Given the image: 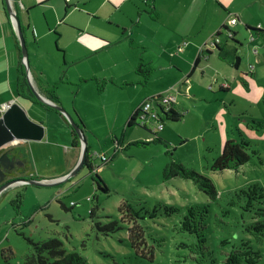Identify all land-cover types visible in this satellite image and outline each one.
<instances>
[{"label": "rangeland", "instance_id": "1", "mask_svg": "<svg viewBox=\"0 0 264 264\" xmlns=\"http://www.w3.org/2000/svg\"><path fill=\"white\" fill-rule=\"evenodd\" d=\"M54 2L33 12L42 18L41 11L49 6L53 10ZM230 2L239 10L244 3H250L251 8L245 11L246 21L247 26L255 31L246 30L243 22L232 25L228 17L226 26L236 33L235 36L230 39L225 32L219 35V49L214 48L216 36L212 37V46L205 47L200 56L201 67L196 69L195 78L190 79L199 95H179L183 102L174 108L180 118L176 122L164 120L161 133L164 137L151 135L133 125L126 132L127 138L118 137V141L113 143L112 138H104L108 123L103 114L96 124L98 141L92 135L85 136L88 155L93 158V171L83 167L69 177L74 168L69 172L64 169L65 155L62 148H57L56 137L51 138L54 145L48 143L50 146L46 149L39 146L21 148L22 153L29 156L30 165L35 166L36 161L39 163V176L64 180L48 187L24 185L25 188L8 189L0 194V264H24L32 251L27 239L42 242L50 238L59 239L67 252H78L85 258V264H168V247L183 240V234L173 230H177L175 224L181 220L187 206L209 205V216L214 221L211 225L217 223L222 236L234 233L233 224L237 220L241 223L250 221L256 212L260 219H264V199L253 203L251 213L242 212L239 205L242 206L245 200L233 195L237 189L251 188L255 192L261 190L264 196V0ZM27 39L32 42L30 33ZM32 52L33 47L29 46L30 70L34 64L30 58ZM237 58L240 61L234 67ZM53 73L52 69L48 71L50 87L56 82ZM151 76L146 86L140 83L134 87L139 91L138 96L143 94L142 98H145L149 96L147 92L155 95V90H160L167 83L160 71ZM181 86L185 92L186 85ZM30 111L35 118L33 108ZM109 115L108 121L112 123L114 116ZM27 116L33 120L28 113ZM147 121L148 130L155 134L157 120L149 116ZM136 122L139 124L141 120L138 118ZM132 136H136L137 145L130 146L129 151L124 149L126 145L117 149L134 139ZM148 137L153 139H145ZM159 138L162 139L153 142ZM227 139L243 141L250 160L235 170L213 171L210 166ZM103 154L107 159L104 166L100 162ZM172 160L208 178L219 199L213 201L208 198L191 180L178 177L164 180L162 170ZM96 175L106 185L107 193L97 188L93 181ZM15 191L23 195L17 211L9 204ZM231 198L237 204L228 206L232 210L235 208V212L233 210L226 218L221 216L220 207L228 204ZM123 202L145 214L142 225L149 237L156 239L153 262L134 256L125 230L104 233L95 228V222L103 225L119 220L118 207ZM170 206L176 210L171 211ZM93 207L95 215L90 217L89 210ZM154 209L155 216L150 218ZM219 217L232 221L231 225L225 228L218 221ZM7 248H11V255ZM6 256L10 258L5 259Z\"/></svg>", "mask_w": 264, "mask_h": 264}, {"label": "crops", "instance_id": "2", "mask_svg": "<svg viewBox=\"0 0 264 264\" xmlns=\"http://www.w3.org/2000/svg\"><path fill=\"white\" fill-rule=\"evenodd\" d=\"M12 1L24 27L27 49L33 47L30 58L34 64L29 72L38 93L47 98L44 91L51 88L48 71L52 69L56 80L53 87L60 105L73 112L70 115L78 124V119L82 121L85 136L92 135L98 141L96 124L104 114L108 123L104 138H112L113 143L118 137L127 138L129 127L125 125L145 100L157 95L169 97L175 102L172 101L170 106L176 111L174 106L183 102L179 100L180 94L199 95L190 79L195 78L196 69L201 67L200 56L205 47L212 46V37L227 25L228 17L230 23L233 16L238 18L235 26L239 22L247 25L245 11L251 8L250 3H244L239 10L230 2L233 0ZM52 2L53 10L49 6L41 11L42 18L33 12ZM4 7V0H0V107L16 102L31 117L30 108H33L36 117H32V121L41 123L44 129L42 140L19 141L14 146L17 145L19 150L33 146L46 149L50 146L48 143L54 145L51 138L56 137L57 148H62L65 155L64 169L69 172L79 159L80 148L72 147L68 125L53 110L16 94L21 55L14 26ZM29 33L31 43L27 39ZM220 44L217 41V45ZM140 61L153 68L151 75L160 71L167 80L160 90H155V95L147 92L149 96L145 98H142L143 94L138 96L139 91L134 87L140 83L146 86L153 76L141 82L143 77L136 73ZM236 61L238 64L240 59ZM181 85H186L185 92ZM109 114L114 116L112 123L108 121ZM163 131L164 128L157 135L164 137ZM132 137L134 139L117 149L126 145L124 149L129 151L130 146L137 145L136 136ZM13 151L14 157L25 160V164L18 165L25 166L20 171L26 176L40 180L61 179L42 178L37 161L35 166L29 165L27 154H20L14 148Z\"/></svg>", "mask_w": 264, "mask_h": 264}, {"label": "trees", "instance_id": "3", "mask_svg": "<svg viewBox=\"0 0 264 264\" xmlns=\"http://www.w3.org/2000/svg\"><path fill=\"white\" fill-rule=\"evenodd\" d=\"M65 1V0H64ZM66 2V1H65ZM67 3V2H66ZM68 6V5H67ZM5 10V7H4ZM238 19V18H237ZM246 30H254L250 26H245ZM21 30L24 32V27L21 25ZM226 33V36L230 39L235 36L234 31H230L227 26L223 25L216 33V36ZM215 49H219L217 43L214 44ZM18 51L20 48L18 46ZM21 55V53H20ZM197 66V61L195 62ZM234 67H237V61L233 64ZM153 68L145 64L143 61H140L136 73L143 77V80L146 81L152 73ZM16 94L23 99L29 100L33 103L42 104L45 107L53 110L57 115H59L70 129L71 135V145L73 148H80V141L76 132L71 128L67 120L63 115L57 112L55 109L48 107L47 105L37 101L33 93L31 92L27 79L25 68L22 63L19 64L17 70V78L15 84ZM45 95L48 100L54 104L60 105L58 96L55 93L54 87L46 89ZM160 95L152 97V100L162 109L163 113L164 107L168 108L169 114L166 120L171 122H176L179 120L180 115L174 111L170 106V103L160 105L157 102ZM142 110L137 108L129 120L127 121V127H132L137 124L136 120L138 115ZM146 114V113H145ZM79 126L84 128L83 123L78 119ZM165 126V124H164ZM149 134L157 136V133L152 134L150 130L145 129ZM160 139L153 142H158ZM161 140L160 142H162ZM138 144V143H136ZM243 141H237L235 139H227L223 142L219 154L214 159L212 165L210 166L213 171H223V170H235L243 166L250 160V155L244 149ZM20 154L18 146H13ZM86 158L84 167L89 171H93V158L88 155V146H86ZM1 152V151H0ZM105 156V155H104ZM22 164H25L24 159H19ZM102 165H105L106 162H103L100 159ZM29 164V162H27ZM30 165V164H29ZM25 168V166H22ZM20 179H37L30 176H26L22 171H18ZM26 177V178H24ZM182 178L186 180H191L196 184L197 188L201 190L205 195L208 196L211 200L219 199V195L212 184V182L204 177L201 174H197L194 170L186 168L182 163L172 160L168 162L162 170V178L164 180L170 178ZM96 183L97 188L102 190V192L107 193L108 189L103 183L102 179L97 175L93 179ZM25 188V186H21ZM260 193V194H259ZM259 194V195H258ZM262 191H252L251 188H240L233 192L238 198H243L245 203L239 209L242 212H252L253 203H260L264 196L261 195ZM23 195L19 191H15L14 196L10 199L9 204L16 211L19 209L22 203ZM264 203V202H263ZM229 204V205H228ZM228 204L221 206V216L229 218V214L235 209L230 207L235 206L237 203L231 198L228 201ZM230 206V207H228ZM171 211H175L174 206H170ZM251 209V210H250ZM95 207L89 210L90 217L95 215ZM118 211L120 213L119 220H111L103 225L100 223H94L95 228L104 233L115 232L119 229H123L127 232V240L130 248L133 250L134 256L153 262L155 260V250L156 246L153 244L156 239L149 237L142 225V220H144L145 214H141L140 210L135 209L132 205L123 202L119 205ZM235 212V210H234ZM155 209L149 215L150 218H153L155 215ZM209 205L205 204H194L186 207V210L181 218V220L175 224L177 230L183 234V240L174 243V246L168 247L169 259L168 264H264V219H260L257 212L254 215H251L250 221H245L241 223L240 220H237L234 225L235 232L232 234L222 236L219 232V225L216 223L214 226L211 225L212 219L210 218ZM242 215V214H241ZM220 216V215H219ZM218 221L221 222L225 228L229 227L232 221L222 220L220 217ZM217 221V222H218ZM28 244L32 246V251L27 255L24 264H85L86 260L76 251L67 252L63 243L59 239L50 238L42 242H34L30 239H27ZM172 247H174L172 249ZM10 255L12 254L11 248H7ZM172 256V257H170ZM175 259L173 260V258ZM9 256H6L5 259H9ZM173 260V262H172Z\"/></svg>", "mask_w": 264, "mask_h": 264}, {"label": "water", "instance_id": "4", "mask_svg": "<svg viewBox=\"0 0 264 264\" xmlns=\"http://www.w3.org/2000/svg\"><path fill=\"white\" fill-rule=\"evenodd\" d=\"M5 10L8 17L11 19V22L14 26L20 53H21V63L25 68L26 79L29 85V88L37 101L55 109L61 115L65 117L71 128L76 132L78 139L80 141V156L74 166L72 173L68 175L72 176L77 171L84 167L85 158H86V140L85 133L79 124L73 119V117L66 111L61 105L54 104L47 98L43 97L38 93L37 89L33 85L31 75L29 72V56L26 41L21 30L20 18L18 17L12 0H4ZM160 115L164 118L166 115L162 110L159 111ZM44 136V129L41 123H37L29 119L24 109L16 102L9 103L1 113H0V151L8 147H13L19 141H40ZM17 146V145H16ZM14 152V151H13ZM13 170V158L11 153L7 150H4L0 153V194L16 184L19 185H31L36 187H48L57 184L59 181H63L64 178H61L57 181H47V180H37V179H11L6 180V173Z\"/></svg>", "mask_w": 264, "mask_h": 264}, {"label": "built area", "instance_id": "5", "mask_svg": "<svg viewBox=\"0 0 264 264\" xmlns=\"http://www.w3.org/2000/svg\"><path fill=\"white\" fill-rule=\"evenodd\" d=\"M236 22H237V17L233 16L232 19H231L232 25L235 24ZM215 42L217 43V40ZM157 102H158V104L163 105V104H168V103L172 102V99L169 98V97L160 96L159 99H157ZM7 105L8 104H3L0 107V113L4 109H6ZM164 108H167V107H164ZM164 108H163V110H164ZM140 109L142 110V112H140L142 114V116L140 117L141 122L139 123V125L141 127H147V123H148L147 118L150 116V117H153L154 119L157 120V125L155 126V129L157 130V132L163 130V128H164V118L159 113V111L162 110V109H160L159 106H157V104H155V102L152 100V98H149V99L145 100L140 105ZM157 132H155V133H157ZM100 159L103 162L107 161L106 156H104V155H102Z\"/></svg>", "mask_w": 264, "mask_h": 264}, {"label": "flooded vegetation", "instance_id": "6", "mask_svg": "<svg viewBox=\"0 0 264 264\" xmlns=\"http://www.w3.org/2000/svg\"><path fill=\"white\" fill-rule=\"evenodd\" d=\"M164 114L166 115V117H164V120H166L167 119V117H168V114H169V111H168V108H164ZM168 113V114H167ZM142 116V114L140 113L139 115H138V118L140 119V117ZM137 118V119H138ZM137 121V120H136ZM4 150H7V151H9L10 153H11V157L13 158V170L12 171H9V172H7L6 173V180H11V179H15V178H20V176L18 175V171H20V168L22 167V166H19L18 164H20L21 162L19 161V159L20 158H18V157H14V155H13V147H8V148H6V149H3L0 153H2ZM15 173H16V175H15Z\"/></svg>", "mask_w": 264, "mask_h": 264}]
</instances>
